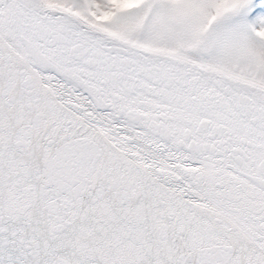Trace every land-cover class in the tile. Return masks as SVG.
Returning <instances> with one entry per match:
<instances>
[{
    "label": "snow or ice",
    "instance_id": "obj_1",
    "mask_svg": "<svg viewBox=\"0 0 264 264\" xmlns=\"http://www.w3.org/2000/svg\"><path fill=\"white\" fill-rule=\"evenodd\" d=\"M0 264H264V0H0Z\"/></svg>",
    "mask_w": 264,
    "mask_h": 264
}]
</instances>
